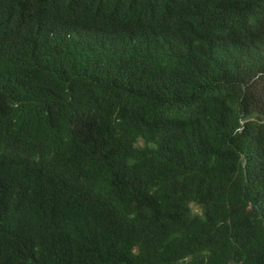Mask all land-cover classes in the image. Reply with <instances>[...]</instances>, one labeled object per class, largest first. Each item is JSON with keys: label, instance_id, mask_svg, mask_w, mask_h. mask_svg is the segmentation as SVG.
<instances>
[{"label": "trees", "instance_id": "obj_1", "mask_svg": "<svg viewBox=\"0 0 264 264\" xmlns=\"http://www.w3.org/2000/svg\"><path fill=\"white\" fill-rule=\"evenodd\" d=\"M0 264H264V0H0Z\"/></svg>", "mask_w": 264, "mask_h": 264}, {"label": "rangeland", "instance_id": "obj_2", "mask_svg": "<svg viewBox=\"0 0 264 264\" xmlns=\"http://www.w3.org/2000/svg\"><path fill=\"white\" fill-rule=\"evenodd\" d=\"M192 208H193L194 211L196 210L195 206H192Z\"/></svg>", "mask_w": 264, "mask_h": 264}]
</instances>
